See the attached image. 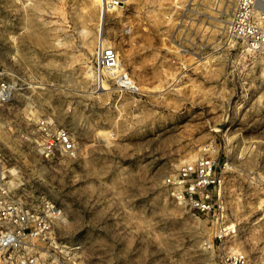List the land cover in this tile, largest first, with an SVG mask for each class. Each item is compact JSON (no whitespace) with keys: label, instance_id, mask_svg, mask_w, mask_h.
Segmentation results:
<instances>
[{"label":"rangeland","instance_id":"1","mask_svg":"<svg viewBox=\"0 0 264 264\" xmlns=\"http://www.w3.org/2000/svg\"><path fill=\"white\" fill-rule=\"evenodd\" d=\"M230 13L228 0H124L103 15L93 0H0V71L15 81L0 150L13 197L61 210L63 264H222L235 249L264 264V50L228 37ZM98 37L140 92L97 84ZM207 148L231 167L222 222L166 183ZM220 223L235 234L215 240Z\"/></svg>","mask_w":264,"mask_h":264},{"label":"built area","instance_id":"2","mask_svg":"<svg viewBox=\"0 0 264 264\" xmlns=\"http://www.w3.org/2000/svg\"><path fill=\"white\" fill-rule=\"evenodd\" d=\"M100 14L115 9L124 0H100ZM231 13L227 35L250 51L264 50V0H228ZM170 16H166V19ZM169 20V19H168ZM181 16L170 21L180 22ZM93 68L98 82L104 77L123 92L140 90L121 66L115 47L103 37L96 42ZM100 80V81H99ZM15 81L0 71V103L13 94ZM61 149L74 155V144L66 130L56 133ZM231 170L228 159L217 158L212 149H203L193 160H185L176 172L166 177L170 194L185 203L195 214L222 222L227 218L225 179ZM16 170L8 165L0 150V264H63V249L54 242L53 226L62 215L51 203L27 206L12 196ZM233 224L217 227L215 240L234 235ZM39 242H45L44 248ZM222 264H249L248 255L240 249L223 255Z\"/></svg>","mask_w":264,"mask_h":264},{"label":"bare ground","instance_id":"3","mask_svg":"<svg viewBox=\"0 0 264 264\" xmlns=\"http://www.w3.org/2000/svg\"><path fill=\"white\" fill-rule=\"evenodd\" d=\"M93 2H94V3H98V5H99L101 1H100V0H93ZM119 59H120V58H119ZM120 61H121V60H120ZM121 66H122V68L124 69L122 62H121Z\"/></svg>","mask_w":264,"mask_h":264}]
</instances>
